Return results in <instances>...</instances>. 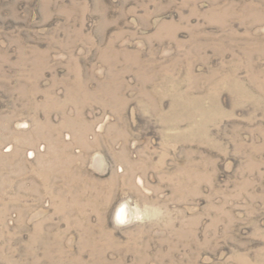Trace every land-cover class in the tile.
<instances>
[{
	"label": "rangeland",
	"instance_id": "374dc122",
	"mask_svg": "<svg viewBox=\"0 0 264 264\" xmlns=\"http://www.w3.org/2000/svg\"><path fill=\"white\" fill-rule=\"evenodd\" d=\"M0 264H264V0H0Z\"/></svg>",
	"mask_w": 264,
	"mask_h": 264
},
{
	"label": "bare ground",
	"instance_id": "6f19581e",
	"mask_svg": "<svg viewBox=\"0 0 264 264\" xmlns=\"http://www.w3.org/2000/svg\"><path fill=\"white\" fill-rule=\"evenodd\" d=\"M118 218L121 220V219H126L127 218V214H126V209H122L120 212H119V215H118Z\"/></svg>",
	"mask_w": 264,
	"mask_h": 264
}]
</instances>
